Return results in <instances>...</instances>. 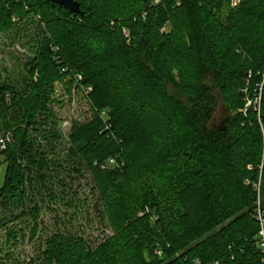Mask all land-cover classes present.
<instances>
[{
	"label": "trees",
	"instance_id": "1",
	"mask_svg": "<svg viewBox=\"0 0 264 264\" xmlns=\"http://www.w3.org/2000/svg\"><path fill=\"white\" fill-rule=\"evenodd\" d=\"M76 1L81 14L48 0H0V32L31 18L40 36L28 67L39 81L23 92L0 84V124L8 100L30 127L45 86L80 76L97 115L72 128L68 158L91 174L104 204L115 188L103 171L111 159L125 161L128 186L157 176L171 202L167 213L155 196L146 202L151 211L129 221L117 250L114 240L95 250L55 234L38 264H264L256 219L258 200L264 210V0H241L225 16L224 0ZM2 163L0 204L31 172L46 181L44 153L25 128L0 148Z\"/></svg>",
	"mask_w": 264,
	"mask_h": 264
},
{
	"label": "rangeland",
	"instance_id": "2",
	"mask_svg": "<svg viewBox=\"0 0 264 264\" xmlns=\"http://www.w3.org/2000/svg\"><path fill=\"white\" fill-rule=\"evenodd\" d=\"M158 1L153 0V3ZM223 5L222 16L235 8L231 0H224ZM36 20L25 18L9 31L0 32V84L16 92L24 91L26 81L37 83L40 78L38 72L30 77L28 73L40 38L37 36ZM123 33L128 35L127 30ZM77 81V78L64 76L47 84L42 110L30 127L21 123L22 112L13 110L6 99L3 120L8 122L6 126L1 120V138L6 145H12L16 131L25 128L28 137L36 140L43 151L48 172L43 184L35 175L37 171L31 172L23 191L10 192L0 204V261L3 264H38L44 259L46 240L55 234L79 236L95 250L114 240L112 247L117 250L125 243V238L118 235L129 232L130 227L127 226L130 220L149 214L151 210L146 202L151 201L153 196L163 208L159 212L167 213L164 205L169 206L171 198L168 194L163 196L165 190H162L161 180L152 173H147L134 186H128L121 175L124 160L106 165L103 171L108 172V179L114 180L115 188L105 206L91 174L80 162L68 158V138L72 128L97 115L84 102L83 91ZM250 105L251 102L246 101L242 111ZM224 118L220 103L215 115L217 127L222 125ZM156 122L155 117L150 125ZM5 169L6 164L2 163L0 188ZM158 215L151 217L152 224L157 221ZM123 217L125 220L120 222ZM111 260L105 258L100 264H111Z\"/></svg>",
	"mask_w": 264,
	"mask_h": 264
},
{
	"label": "built area",
	"instance_id": "3",
	"mask_svg": "<svg viewBox=\"0 0 264 264\" xmlns=\"http://www.w3.org/2000/svg\"><path fill=\"white\" fill-rule=\"evenodd\" d=\"M233 6H237L239 4V0H231ZM78 80H81L80 76H77ZM90 89L87 88L86 92H89ZM101 117L105 116V113L100 114ZM0 148L4 149L5 148V140L1 139L0 140ZM116 161L114 159L109 160V164L115 163ZM256 219L259 223V231H258V246L262 253L264 254V210H262L261 205L259 200L256 203ZM158 255H161V251L159 250L157 252ZM263 263H264V258H263Z\"/></svg>",
	"mask_w": 264,
	"mask_h": 264
},
{
	"label": "water",
	"instance_id": "4",
	"mask_svg": "<svg viewBox=\"0 0 264 264\" xmlns=\"http://www.w3.org/2000/svg\"><path fill=\"white\" fill-rule=\"evenodd\" d=\"M73 14H81L80 6L76 0H48Z\"/></svg>",
	"mask_w": 264,
	"mask_h": 264
}]
</instances>
